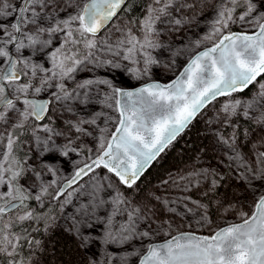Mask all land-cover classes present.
Listing matches in <instances>:
<instances>
[{"label": "snow or ice", "instance_id": "snow-or-ice-1", "mask_svg": "<svg viewBox=\"0 0 264 264\" xmlns=\"http://www.w3.org/2000/svg\"><path fill=\"white\" fill-rule=\"evenodd\" d=\"M0 264H264V0H0Z\"/></svg>", "mask_w": 264, "mask_h": 264}, {"label": "rangeland", "instance_id": "rangeland-1", "mask_svg": "<svg viewBox=\"0 0 264 264\" xmlns=\"http://www.w3.org/2000/svg\"><path fill=\"white\" fill-rule=\"evenodd\" d=\"M190 139L192 141L196 140V135H195V129L193 130V133L190 134ZM193 147H195V143L193 144ZM178 156V152L174 151L172 153H170L167 157H165V162L160 166V167H154L152 170V179H155L159 174L163 173L167 168H170L174 165H177L180 163L179 159L174 160L176 157L174 156ZM171 158L173 159L172 162ZM65 251H67V249H65Z\"/></svg>", "mask_w": 264, "mask_h": 264}, {"label": "trees", "instance_id": "trees-1", "mask_svg": "<svg viewBox=\"0 0 264 264\" xmlns=\"http://www.w3.org/2000/svg\"><path fill=\"white\" fill-rule=\"evenodd\" d=\"M174 157H176L174 160H177V159H178V156H177V155L174 156ZM172 160H173V159L171 158V161H170V162H172ZM154 167H155V166H154ZM152 170H153V169H152ZM152 170H151V171H152Z\"/></svg>", "mask_w": 264, "mask_h": 264}]
</instances>
